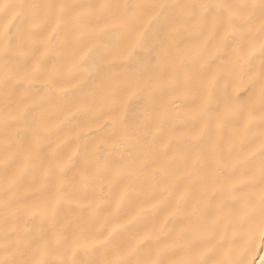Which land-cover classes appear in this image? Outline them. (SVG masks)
I'll return each instance as SVG.
<instances>
[{"label":"snow or ice","instance_id":"1","mask_svg":"<svg viewBox=\"0 0 264 264\" xmlns=\"http://www.w3.org/2000/svg\"><path fill=\"white\" fill-rule=\"evenodd\" d=\"M264 0H0V264H264Z\"/></svg>","mask_w":264,"mask_h":264},{"label":"bare ground","instance_id":"2","mask_svg":"<svg viewBox=\"0 0 264 264\" xmlns=\"http://www.w3.org/2000/svg\"><path fill=\"white\" fill-rule=\"evenodd\" d=\"M260 255H264V253H260ZM256 264H259V256H257Z\"/></svg>","mask_w":264,"mask_h":264}]
</instances>
